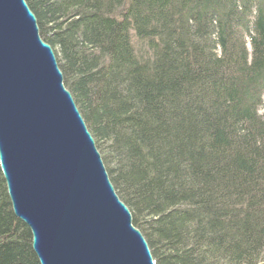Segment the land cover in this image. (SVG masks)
<instances>
[{
  "label": "trees",
  "instance_id": "16d2710c",
  "mask_svg": "<svg viewBox=\"0 0 264 264\" xmlns=\"http://www.w3.org/2000/svg\"><path fill=\"white\" fill-rule=\"evenodd\" d=\"M26 1L156 264H264V0ZM0 264H40L1 168Z\"/></svg>",
  "mask_w": 264,
  "mask_h": 264
},
{
  "label": "water",
  "instance_id": "95a60500",
  "mask_svg": "<svg viewBox=\"0 0 264 264\" xmlns=\"http://www.w3.org/2000/svg\"><path fill=\"white\" fill-rule=\"evenodd\" d=\"M0 166L40 264H156L26 0H0Z\"/></svg>",
  "mask_w": 264,
  "mask_h": 264
},
{
  "label": "rangeland",
  "instance_id": "374dc122",
  "mask_svg": "<svg viewBox=\"0 0 264 264\" xmlns=\"http://www.w3.org/2000/svg\"><path fill=\"white\" fill-rule=\"evenodd\" d=\"M133 41V45L135 46V49L137 50L138 49V52H141V47H142V45H141V43H139V41L136 39V38H133L132 39ZM54 50V49H53ZM55 52V51H54ZM138 52H137V54H138ZM56 54V53H55ZM139 55V54H138ZM57 56V55H56ZM57 61H58V58H57ZM58 64H59V62H58Z\"/></svg>",
  "mask_w": 264,
  "mask_h": 264
},
{
  "label": "bare ground",
  "instance_id": "6f19581e",
  "mask_svg": "<svg viewBox=\"0 0 264 264\" xmlns=\"http://www.w3.org/2000/svg\"><path fill=\"white\" fill-rule=\"evenodd\" d=\"M0 168H1V166H0ZM2 170V169H1ZM3 173V172H2Z\"/></svg>",
  "mask_w": 264,
  "mask_h": 264
}]
</instances>
